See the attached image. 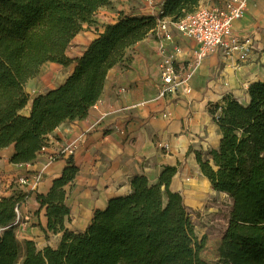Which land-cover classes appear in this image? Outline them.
Instances as JSON below:
<instances>
[{"label":"trees","instance_id":"1","mask_svg":"<svg viewBox=\"0 0 264 264\" xmlns=\"http://www.w3.org/2000/svg\"><path fill=\"white\" fill-rule=\"evenodd\" d=\"M202 0H165L158 17H121L106 24L68 79L32 100L28 82L47 63L71 65L67 51L109 0H0V151L13 147L10 163L29 164L49 136L65 122L85 119L101 99L107 75L130 61L127 52L154 34L158 20L178 22ZM249 100L232 96L210 108L222 133L220 146L198 153L203 176L231 200L229 225L219 254L223 264H264V82L248 87ZM80 169L71 157L49 192L39 195L46 209L45 233L62 234L57 249L20 243L16 208L23 196L0 197V264H209L200 253L191 213L171 184L177 169L166 167L157 183L144 175L131 180L129 194L95 213L84 233L71 232L67 189Z\"/></svg>","mask_w":264,"mask_h":264},{"label":"crops","instance_id":"2","mask_svg":"<svg viewBox=\"0 0 264 264\" xmlns=\"http://www.w3.org/2000/svg\"><path fill=\"white\" fill-rule=\"evenodd\" d=\"M109 1L111 5L101 8L95 16L111 21L109 24L121 17H158L165 2ZM227 1L202 0L200 5L221 8ZM233 32L238 44L248 42L251 51L247 62L239 61V51L230 57H225L222 50L210 55L194 71L190 95L160 96L159 44L151 34L129 49L130 61L109 71L103 95L88 116L65 122L53 133L54 140L46 153L29 164L15 165L10 163L13 147L0 151V197L20 195L24 199L20 209L23 223L16 231L25 240L35 242L39 250L48 246L57 249L60 245L62 234L45 233L48 219L38 196L47 194L53 182L62 176L69 157L61 154L60 149L73 144H77L78 149L71 158L80 172L67 189L66 205L70 215L65 225L69 231L84 233L97 211L106 209L110 200L130 193L132 178L144 175L157 183L166 167L177 169L171 189L180 193L185 202V170L191 169L194 176H203L198 153L209 152L208 148L218 149L222 140L210 112L211 105L222 102L227 96L247 103L248 87L264 82V0H257L245 17L235 22ZM230 44L234 41L230 40ZM196 48L194 40L174 31L169 51H180L176 58L184 69L192 61ZM76 59L67 67L66 78L52 89L64 84L73 73ZM141 103L144 104L138 106ZM31 108L32 102L21 114L29 116ZM164 113H171L172 118H163ZM51 155L55 156L52 162ZM36 172L42 174L37 191L3 182L15 177H31ZM193 204L198 201L191 199L190 205Z\"/></svg>","mask_w":264,"mask_h":264},{"label":"built area","instance_id":"3","mask_svg":"<svg viewBox=\"0 0 264 264\" xmlns=\"http://www.w3.org/2000/svg\"><path fill=\"white\" fill-rule=\"evenodd\" d=\"M257 0H228L221 8H212L206 5H200L193 13L188 14L182 20L173 22L168 18L158 20V26L154 33L159 44V71L161 75L160 96H187L192 92L191 79L194 71L198 69L204 60L210 55L222 50L225 57L233 56L239 51V61L247 62L250 54L248 42L240 45L233 38V29L236 21L243 19L252 5ZM174 31L182 36L192 39L197 43L192 61L185 69L177 60L180 51L172 53L169 46L174 42ZM230 40L234 44H230ZM139 104L138 106L143 105ZM162 117L165 119L172 118L171 113H164ZM54 138L49 136L46 145L43 147L41 154L46 153L48 147ZM77 144L60 149V153L67 157H72L77 151ZM211 150V148H208ZM52 162L55 156H49ZM187 180H189L187 176ZM42 181V174L39 172L30 176H21L4 180L11 185L22 186L28 191H37ZM23 204V203H22ZM22 204L16 208L17 218L15 222L16 228L21 226L23 219L21 217Z\"/></svg>","mask_w":264,"mask_h":264},{"label":"rangeland","instance_id":"4","mask_svg":"<svg viewBox=\"0 0 264 264\" xmlns=\"http://www.w3.org/2000/svg\"><path fill=\"white\" fill-rule=\"evenodd\" d=\"M109 23L111 21H105L97 16L91 24H86L83 31L72 41L67 56L71 60L81 56L87 46L96 39L94 36H98L100 30L103 31ZM68 71L67 67L54 63L42 66L39 73L27 84L26 92L30 95L28 105L37 95L59 85L66 78ZM207 153L202 152L204 156ZM185 171L187 174L183 180L187 188L186 192L184 191V204L191 213L195 234L199 241L203 242L200 256L209 264H223L219 249L229 225L232 202L228 196L214 191L202 175L194 176L191 169ZM191 199L197 200L198 204L190 205ZM16 235L20 243L26 241L20 232L16 231Z\"/></svg>","mask_w":264,"mask_h":264}]
</instances>
